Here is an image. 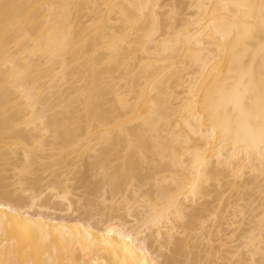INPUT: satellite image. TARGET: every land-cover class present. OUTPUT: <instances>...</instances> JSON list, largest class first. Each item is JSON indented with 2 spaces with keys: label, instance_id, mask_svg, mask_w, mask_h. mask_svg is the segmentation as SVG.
<instances>
[{
  "label": "bare ground",
  "instance_id": "1",
  "mask_svg": "<svg viewBox=\"0 0 264 264\" xmlns=\"http://www.w3.org/2000/svg\"><path fill=\"white\" fill-rule=\"evenodd\" d=\"M0 264H264V0H0Z\"/></svg>",
  "mask_w": 264,
  "mask_h": 264
}]
</instances>
